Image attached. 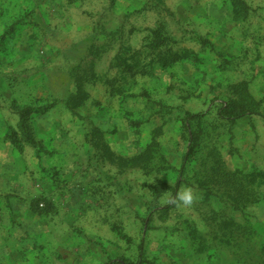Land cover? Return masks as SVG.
<instances>
[{
    "label": "rangeland",
    "instance_id": "rangeland-1",
    "mask_svg": "<svg viewBox=\"0 0 264 264\" xmlns=\"http://www.w3.org/2000/svg\"><path fill=\"white\" fill-rule=\"evenodd\" d=\"M19 158L20 264H264V0H0V192Z\"/></svg>",
    "mask_w": 264,
    "mask_h": 264
},
{
    "label": "crops",
    "instance_id": "crops-1",
    "mask_svg": "<svg viewBox=\"0 0 264 264\" xmlns=\"http://www.w3.org/2000/svg\"><path fill=\"white\" fill-rule=\"evenodd\" d=\"M15 165L16 172L9 171L7 188L0 192V264H9L7 260L12 256L15 258L11 263L20 264L19 252L26 249L41 231L42 218L30 203L36 190L27 194L20 158ZM2 181L3 175H0V183ZM28 252L31 256V248Z\"/></svg>",
    "mask_w": 264,
    "mask_h": 264
},
{
    "label": "trees",
    "instance_id": "trees-1",
    "mask_svg": "<svg viewBox=\"0 0 264 264\" xmlns=\"http://www.w3.org/2000/svg\"><path fill=\"white\" fill-rule=\"evenodd\" d=\"M117 33V32H116ZM116 33H112L113 35H116ZM159 45H162V43H159ZM168 57H171L170 62H173L175 59L178 58V56L175 54V52H171V54H169ZM130 62H127L126 59L121 60V65L123 66L121 68V78L124 80H127V76L126 74H131V71L133 70L131 68V65L129 64ZM136 70H134L133 74L135 73ZM77 71H75L76 73ZM86 71H83V73H81L80 75H76L75 76V82L76 85L78 87V90L81 89H85V93L87 95V97L91 96L90 90L88 88L89 84H95L97 83L101 78L99 77V74H95L93 76L91 75H87V73L85 74ZM107 81V80H106ZM112 83L111 80L110 82H108V84ZM122 90H124L125 88H121ZM121 90V91H122ZM124 92V91H123ZM121 94H123L121 92ZM73 108V106H70ZM246 108L245 106H243L241 103H238L236 101L230 102L226 108H225V112L228 114L233 115V117H240L242 115H244L246 113ZM99 132V131H98ZM227 187H228V191H232L233 193V205L237 206V207H243L245 206V200L244 197L245 195L241 196V193L244 192V187L242 184L237 183V182H228L226 183Z\"/></svg>",
    "mask_w": 264,
    "mask_h": 264
},
{
    "label": "clouds",
    "instance_id": "clouds-1",
    "mask_svg": "<svg viewBox=\"0 0 264 264\" xmlns=\"http://www.w3.org/2000/svg\"><path fill=\"white\" fill-rule=\"evenodd\" d=\"M196 199V193L191 188H184L177 194V199L175 202H182L184 205H191Z\"/></svg>",
    "mask_w": 264,
    "mask_h": 264
}]
</instances>
